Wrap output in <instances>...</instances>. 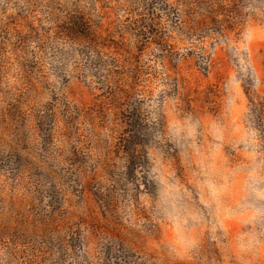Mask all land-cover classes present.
<instances>
[{
  "label": "rangeland",
  "instance_id": "obj_1",
  "mask_svg": "<svg viewBox=\"0 0 264 264\" xmlns=\"http://www.w3.org/2000/svg\"><path fill=\"white\" fill-rule=\"evenodd\" d=\"M0 264H264V0H0Z\"/></svg>",
  "mask_w": 264,
  "mask_h": 264
}]
</instances>
